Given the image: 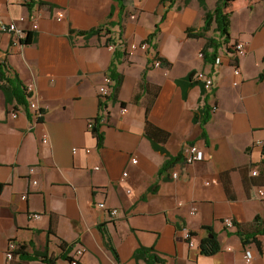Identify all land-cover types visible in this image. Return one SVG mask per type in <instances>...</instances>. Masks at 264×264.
I'll list each match as a JSON object with an SVG mask.
<instances>
[{
  "label": "crops",
  "instance_id": "0c3cea01",
  "mask_svg": "<svg viewBox=\"0 0 264 264\" xmlns=\"http://www.w3.org/2000/svg\"><path fill=\"white\" fill-rule=\"evenodd\" d=\"M44 1L54 8L0 0V19L26 34L0 32V61L33 86L27 105L16 108L0 91V264L10 242L26 254L12 264H46L26 257L38 253L69 264L76 246L85 249L79 264H148L135 257L139 247H152L162 264H264V196L258 194L264 163L262 146L254 145L264 141V0L233 2L229 43L215 23L204 37L187 34L204 25L198 0H130L123 12L116 0ZM206 3L213 9L216 0ZM236 7L243 10L238 20ZM35 13L41 16L33 30ZM29 32L32 42L22 43ZM207 37L221 42L215 59L208 58L211 50L207 58L199 55ZM120 40H147L166 63L156 67L148 52H127ZM237 40L246 48L238 57L230 48ZM112 61L121 76L117 94ZM200 70L213 78L209 92L189 78ZM107 76L110 97L99 93ZM30 101L42 109L40 120ZM203 107L210 113L204 125L195 119ZM147 118L169 134L163 146L179 158L163 172L168 157L145 136ZM96 120L98 132L90 126ZM190 144L203 158L186 164ZM101 201L119 214L110 218ZM257 229L260 248L236 233ZM213 234L220 250L205 255L201 240Z\"/></svg>",
  "mask_w": 264,
  "mask_h": 264
},
{
  "label": "trees",
  "instance_id": "16d2710c",
  "mask_svg": "<svg viewBox=\"0 0 264 264\" xmlns=\"http://www.w3.org/2000/svg\"><path fill=\"white\" fill-rule=\"evenodd\" d=\"M119 4L120 11L123 12L126 9V6L130 0H116ZM190 0H185V3H188ZM200 5L205 10V17H204V25L202 28L197 30L196 32H193V28H188L187 34L190 37L194 38H200L204 37L207 30L210 29L211 25L215 23V29L219 34V37L222 38L224 43H229L231 41L230 36V26H231V16H232V4L236 0H216L215 7L213 9H208L206 0H198ZM46 6L50 10L54 8L53 4H50L44 0H29L27 5L29 8H31L33 5ZM94 29L85 31L86 33L92 32ZM82 32V33H85ZM155 34L151 36L153 38ZM33 40V33L29 32L28 35L22 39V43L28 44L32 42ZM108 44V42H106ZM220 40L215 37H207V41L205 44V50L203 55L207 58V50H211V53L208 58H216V55L218 53V50L220 48ZM157 54V53H156ZM119 53L116 54V59H118ZM161 64H165L166 60L160 57ZM111 76L116 80L117 86L115 87V92L117 94L118 89L121 84V76L117 74L115 69V63L112 61V69L110 70ZM193 74L191 73L189 78H193ZM145 77V75H144ZM178 82L181 83V80ZM0 91L4 93L6 105L14 104V108H16L19 105L26 106L28 101L27 98L30 96V93L27 90V86L23 83V81L20 79L19 75L13 71V69L4 61H0ZM138 96H136L137 100ZM124 105V104H123ZM210 118V113L208 108L203 107L198 112H196L195 119L200 121L203 125L206 124V122ZM99 128V122L98 120L94 123V131L98 132ZM145 136L150 139L153 147L157 150H160L161 152H164L167 154V159L162 165L160 171L163 172V170H166L168 167H170L173 162L177 161L179 158L172 157L163 146V143L167 140L169 137V134L158 128L156 125H154L148 118L146 120L145 124ZM99 140L102 139L101 134L98 135ZM262 163H264V145L262 146ZM262 178H264V171H261ZM51 231V230H50ZM236 233L240 236L242 242L244 244L249 243L250 241H253L258 245L260 248V242L256 238V235L260 233V230H254L252 232H242V230H236ZM191 235H193L192 232H190ZM201 251L205 255H212L215 254L220 250L219 242L216 238V235L213 234L212 236L204 237L201 240L200 243ZM16 255H26L25 254V247L24 246H18L17 249L14 252V256ZM29 259H42L46 264H55V259L52 257H49L46 253H38L36 255H29L26 256ZM135 257L136 258H143L148 264H162L163 259L160 258L154 251V249L146 248V247H139L135 251ZM66 259L71 260L70 257H67Z\"/></svg>",
  "mask_w": 264,
  "mask_h": 264
},
{
  "label": "built area",
  "instance_id": "2783aa9c",
  "mask_svg": "<svg viewBox=\"0 0 264 264\" xmlns=\"http://www.w3.org/2000/svg\"><path fill=\"white\" fill-rule=\"evenodd\" d=\"M22 1H28V0H22ZM1 11V10H0ZM40 14L39 13H35L31 15V20H32V29L35 30L38 28V23L37 20L40 18ZM64 17V13L62 11H60L56 18L58 20H61ZM132 17H134L132 15ZM21 20H24L25 17L21 16L20 18ZM0 32L1 33H7V34H12V35H18L20 36L19 38L25 36V32L22 31L20 28L17 27V25L12 22V23H8L5 22L4 20L0 19ZM121 47H124L127 52H132L135 50H143L148 52L153 59V65L154 66H160L161 65V61L160 58L157 56L155 49L150 45V43L147 40H143L140 42H130V43H125L123 40H120L118 43ZM108 48L112 51L115 50L116 45L115 43H108ZM232 52L235 54L236 57L238 56H242L246 54V48H245V43L243 41L237 40L235 42L232 43V45L230 46ZM200 56H203V53L199 54ZM216 63L220 62V58H217ZM234 73L236 75H240L241 69L240 66L236 65L234 66ZM193 78L194 80H196L197 82H201L203 84V87L205 89L206 92L211 91V87L213 84V78L211 76H208V74L202 70L197 71L193 74ZM113 82L112 78L110 76L105 77V81L102 85H100L99 87V93L101 94V96L104 97H110L111 96V88H110V84ZM28 92L32 93L33 90V86L29 85L27 87ZM29 106L34 110V117L36 120H40V118L43 117V111L42 109L37 105V103L35 101H30ZM122 112H126V108H122ZM14 116H16V113L14 112L13 114ZM101 123L106 122L107 118L105 115H103L101 118ZM94 123H90V126L93 127ZM44 143L48 142V137L45 134L43 136V140ZM254 145L257 146H263L264 145V141L261 139H256L254 141ZM78 150L77 147L74 148V152H76ZM85 150L87 152H90L91 149L90 148H85ZM203 158L202 152L200 150V148L198 147V145L196 144H190L188 146V148L186 149L185 152V163L186 164H192L198 160H201ZM138 162V158L136 155H133L130 159V163L131 164H136ZM95 168H99V166H95ZM253 175H257V170H254L252 172ZM128 175V170H125L123 172L122 175V180L125 179V177ZM174 177H177V173L173 174ZM37 182V181H35ZM258 194L260 196H264V188H259L258 190ZM98 206L104 210L107 211V213L109 214L110 218H114L115 216H117L119 214V209L116 207H108L106 205L105 202L101 201L98 203ZM192 212H194V210H192ZM35 216H38L37 214ZM224 223L228 228H233L234 227V222L231 218H226L224 219ZM185 238L189 240V244L190 246H194L195 242L193 240V236L190 234L189 231H187L185 233ZM18 245L15 242H10L8 244V247L5 251V256H6V264H12L13 259H14V252L17 249ZM85 249L82 246H76L75 249L73 250L72 256L70 257L71 260H69V264H79V259L80 257L84 254ZM244 258L246 260V262H250L252 260V253L249 250H246L244 252Z\"/></svg>",
  "mask_w": 264,
  "mask_h": 264
},
{
  "label": "rangeland",
  "instance_id": "374dc122",
  "mask_svg": "<svg viewBox=\"0 0 264 264\" xmlns=\"http://www.w3.org/2000/svg\"><path fill=\"white\" fill-rule=\"evenodd\" d=\"M178 2H179V3H182L183 0H178ZM233 9H236V10H237V15H236V17H237V20H238V18H241V17H242V15H243V10L240 9L239 7H236V8H233Z\"/></svg>",
  "mask_w": 264,
  "mask_h": 264
}]
</instances>
